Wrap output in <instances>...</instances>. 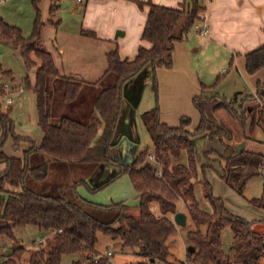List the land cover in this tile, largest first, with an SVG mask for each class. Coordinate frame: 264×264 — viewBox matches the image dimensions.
I'll return each mask as SVG.
<instances>
[{
    "label": "trees",
    "instance_id": "1",
    "mask_svg": "<svg viewBox=\"0 0 264 264\" xmlns=\"http://www.w3.org/2000/svg\"><path fill=\"white\" fill-rule=\"evenodd\" d=\"M39 1L32 0L35 20L28 39H23L20 29L0 19V39L17 45L26 68H35L34 83L29 87L36 96L38 127L42 132L38 145L16 136L14 122L2 110L0 103V164L4 166L0 172V189L5 186L21 189L19 193L5 191L7 199L0 205V237L13 239V231L26 226L38 228L44 236L36 249H14L6 258L0 259V264H60L62 256L72 254L81 255L87 264H109L106 258L94 260L98 255L95 251L98 234L119 245L121 251L139 258L141 262L137 264H261L264 261V241L254 229V222L229 213L223 201L213 196L205 180L202 182L203 196L211 212L202 211L194 199V184L199 172L214 167L216 163L225 185L239 195L250 179L263 176L261 197L251 199L249 203L256 209L264 210V174L259 171L260 167L264 168V154L246 150L237 154L231 146V132L215 120L214 114L222 108L238 120L243 129L248 126L246 117L234 110L232 102L216 96L200 95L192 100L199 113V122L193 131L187 130L190 125L188 118H182L177 127H169L159 119L156 70L171 68L174 43L184 40L200 21L202 8L197 0H188L175 9L151 1L135 2L139 9L148 8L141 41L148 43L149 47L140 46L132 60L120 59L117 50L106 54L108 72L112 74L113 81L97 94L94 101V108L103 123L99 136L94 124L70 117L62 118L58 124L48 120L46 82L57 77L58 71L50 54L38 45L42 26L37 7ZM55 9L57 6L52 5L49 12L53 13ZM31 52L40 61L37 67L29 60ZM146 68L152 74L151 87L156 103L151 110L141 114L140 119L150 138L151 153L157 163H149L147 155L150 150L144 149L130 165L117 164L110 157V149L123 88ZM263 68L264 46L245 55L248 75H254ZM80 87L77 82H66L62 101L65 104L72 103L78 97ZM257 87L260 90L264 85L258 84ZM1 95L3 92H0ZM249 99L252 98L246 100ZM215 100L221 103L220 107L214 104ZM260 113L264 120L263 112ZM257 124L255 120L252 128ZM202 135H205L207 142L215 143L217 147H207L200 153V158L192 140ZM8 137L12 138L16 146L21 142L30 144L21 158L8 157L2 151ZM34 155H37L38 162L43 160L37 165H30ZM182 157L184 161H181ZM56 163L64 164V170L72 168L79 175L73 183L74 201L41 192L54 182L50 172L55 171ZM108 167L115 168L113 175L94 184L88 182ZM157 171L160 175H157ZM123 175L128 176L137 193L138 218L130 215L129 208L121 203L97 205L82 200L76 194L78 185L98 192ZM179 203L183 204L181 211L178 209ZM177 212L184 213L191 220L194 230L186 233L191 251L187 248L184 260L173 262L175 257L171 246L176 225L172 217ZM99 213H107L109 219H97L95 215ZM225 226L230 228L232 234L228 253L223 251L221 244V232Z\"/></svg>",
    "mask_w": 264,
    "mask_h": 264
},
{
    "label": "crops",
    "instance_id": "2",
    "mask_svg": "<svg viewBox=\"0 0 264 264\" xmlns=\"http://www.w3.org/2000/svg\"><path fill=\"white\" fill-rule=\"evenodd\" d=\"M137 1H151L172 9L188 2L82 0L76 3L74 0L72 10L79 18L73 29L64 30L57 29L61 22L59 11L55 9V13H50V9L47 10L51 16L56 15L58 18L53 22L55 28L51 29L49 37H44L45 26L41 21L38 39L40 49L50 54L58 71V76L48 79L45 87L46 115L50 123L58 124L62 118L70 117L94 124L98 136L101 134L103 123L94 108V101L97 94L113 81L112 74L108 72L106 54L117 50L120 59L132 60L140 46L149 47L148 43L141 41L148 8L139 9L135 4ZM197 2L202 8L200 20L208 27L207 34L199 37L194 31H189L184 40L174 43L171 68L156 70V101L160 122L169 127H177L182 118H188V131H193L199 122L193 98L200 95L216 96L233 105L239 101L246 102L247 98L258 99V93L262 100L264 98V87L260 90L257 87L258 84L264 85V68L254 75H248L245 70V55L264 46V0ZM66 6L62 3V7ZM88 33L92 35H86ZM53 42L56 47H52ZM218 78L220 80L216 83ZM151 80V71L146 68L123 88L120 113L110 149V157L117 164H131L145 149L139 137L138 119L155 106V97L152 103L150 98L146 100L143 111H138V107L146 88L150 87L154 95ZM68 81L77 82L81 87L78 97L72 103L65 104L62 96ZM136 95L140 96L137 102L134 98ZM134 103L137 104L133 106ZM18 137L33 141L29 137ZM206 141L205 135L193 139L197 155L205 149L203 142ZM197 146L200 147L199 152ZM29 147L30 144L25 142L16 146L11 140L4 143L2 151L8 157L21 158L23 151ZM149 152H152L151 149ZM3 169L2 164L0 172Z\"/></svg>",
    "mask_w": 264,
    "mask_h": 264
},
{
    "label": "rangeland",
    "instance_id": "3",
    "mask_svg": "<svg viewBox=\"0 0 264 264\" xmlns=\"http://www.w3.org/2000/svg\"><path fill=\"white\" fill-rule=\"evenodd\" d=\"M62 3L67 4V6L62 7ZM52 5L57 6V11H59L60 14L58 17L61 19V22L58 23L57 29H73L74 25L77 24V18H79L72 10L74 0H40L37 7L42 13L40 16L41 21L45 26L43 33L44 37H49L51 29L55 28V24L53 22L56 20L57 16H51L47 12ZM71 16H75L74 19ZM0 19L6 24L20 29L23 39H28L32 33L33 23L35 20V10L32 0H0ZM190 31H194L193 28ZM52 47H56L55 42L52 43ZM0 48L2 49L0 52V92L2 93L1 88L3 85L12 86V88L15 89L14 93L11 95L12 103L10 105L5 103L4 96L1 95L0 103L2 105V110L7 112L9 114V118L14 122V134L16 136L29 137L35 144L38 145L42 139V132L38 127L36 96L29 87L34 83L35 68L30 70L26 68L19 47L11 41L0 39ZM29 60L36 67L40 64V61L32 52L29 54ZM19 88L22 89L21 94L16 92ZM256 96L258 99L246 100V102L239 101L235 102V105H233L234 110L246 117V124H248L247 129H243L240 122L233 119L222 108L216 111L214 118L218 123L223 124L231 132L232 147L235 148L241 143H244L243 150L264 154V144H262L264 141V120L261 119L260 116L261 111L264 116V98L262 100L259 93ZM148 98H150V102L152 103L154 95L152 96L150 87L144 90L138 111H143L144 103ZM260 101H262V103ZM213 102L217 107L221 106L219 101L215 100ZM250 110H253L252 113H249ZM255 120L256 123H259V125L257 124L254 128L250 129L249 122L250 124H254ZM138 130L139 137L143 141L145 149L150 150V138L146 133L140 118L138 119ZM11 140L12 138L8 137L5 141L6 144ZM203 144H205V149L207 147L208 149H211L212 146L217 147L215 143H209L207 141L206 143L203 142ZM210 158H214V156H210ZM42 160L43 159L39 162ZM181 161H184L183 157L181 158ZM39 162L37 155H34L31 157L30 165H37ZM58 164L56 163L59 168L56 166L54 167L55 171L53 170V172H50V175L53 176L52 179L54 182L49 184L45 190H41V192L43 193V191H45V193L51 195H60L62 197H66L70 201H74L75 195L73 183L79 175L72 168L68 167L67 170H64V164ZM1 167L2 164H0V169ZM106 169L109 170L110 176L115 173V168L108 167ZM106 169L99 174L102 176ZM259 171L264 174V168L260 167ZM203 180L210 185L213 196L220 198L223 201L224 206L229 213L247 221L254 222V229L261 234L264 241V210L256 209L249 203L251 199L261 197L263 193V176L260 175L250 179L242 194L239 195L225 185L224 180L220 177V169H218V165L216 163L214 167H207L202 172H199L197 181L194 184L195 203L199 205L202 211L210 213L211 208L203 196ZM94 183L95 182H91L90 184ZM5 191L19 193L21 189L10 188L7 186H5L2 190L0 189V205L7 199ZM75 191L78 197L82 200L93 204L109 206L121 203L123 206L129 208L130 215L138 218L137 193L126 175L121 176L98 192H91L83 185L76 186ZM178 209L180 211L183 210L182 203L178 204ZM95 217L102 221H107L109 219V215L107 213H99L98 215L96 214ZM192 230H194V226L189 218H186V225L184 227L176 226V233L173 236L174 243L171 246V251L175 257L173 262L184 260L185 251L189 248L186 233ZM43 236V233L34 226L16 228L13 231V239L0 237V259L6 258L14 249H36L42 241ZM97 237L98 242L95 246V251L100 255L110 252L112 257L108 262L109 264H137L138 262H141V260L134 255L121 251L119 245L101 234H98ZM231 240L232 234L230 228L225 226L221 232V244L225 253H228L229 251ZM78 262H81V264H87L85 258L79 254L62 256L60 264H74ZM261 264H264V261H262Z\"/></svg>",
    "mask_w": 264,
    "mask_h": 264
},
{
    "label": "built area",
    "instance_id": "4",
    "mask_svg": "<svg viewBox=\"0 0 264 264\" xmlns=\"http://www.w3.org/2000/svg\"><path fill=\"white\" fill-rule=\"evenodd\" d=\"M80 2H82V0H76V3H80ZM193 30H194V32L196 33L197 36L203 37V36H205L207 34L208 27H207L206 23L203 20H200L198 23H196L193 26ZM1 90L3 92L5 103L7 105H10L12 103L11 95L14 93L15 89L12 88V86H9V85H3ZM16 92L21 93L22 89L19 88V89L16 90ZM147 160L152 165H156V163H157L154 155L151 152L148 153ZM157 175H160L159 171H157ZM111 257H112V254L110 252H106L103 255L98 254L97 256L94 257V260L97 261L100 258H106L107 260H110ZM186 264H190V263H186Z\"/></svg>",
    "mask_w": 264,
    "mask_h": 264
},
{
    "label": "water",
    "instance_id": "5",
    "mask_svg": "<svg viewBox=\"0 0 264 264\" xmlns=\"http://www.w3.org/2000/svg\"><path fill=\"white\" fill-rule=\"evenodd\" d=\"M135 101L137 102V101H139V98H140V96L139 95H136L135 97ZM137 103H134L133 104V106H135ZM252 123L250 124V128H252ZM192 144H193V146H194V148H195V145H194V143H193V140H192ZM198 146H197V152H199V150H198ZM243 148H244V143H241L240 145H238V146H236L235 147V151L237 152V154H240L241 152H242V150H243ZM133 163V162H132ZM130 165V164H129ZM110 176V172H109V170L108 169H106L105 171H104V174L101 176L100 174H97V175H95V176H93V178L92 179H90L88 182L89 183H91V182H97V181H99V180H106L108 177ZM173 222H174V224L176 225V226H179V227H184L185 225H186V215L184 214V213H182V212H177L174 216H173ZM188 250H190L191 251V248H189Z\"/></svg>",
    "mask_w": 264,
    "mask_h": 264
}]
</instances>
